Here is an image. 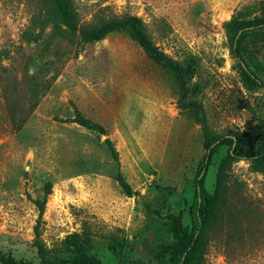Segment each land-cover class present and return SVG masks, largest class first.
Wrapping results in <instances>:
<instances>
[{
    "label": "rangeland",
    "instance_id": "rangeland-1",
    "mask_svg": "<svg viewBox=\"0 0 264 264\" xmlns=\"http://www.w3.org/2000/svg\"><path fill=\"white\" fill-rule=\"evenodd\" d=\"M72 2L81 26L141 18L161 51L192 63L188 100L202 106L209 132L249 134L243 148L257 149L264 138V87L245 81L227 23L263 21L264 0ZM50 9V0H0V253L39 263L33 201L49 181L40 228L48 261L74 258L67 238L81 237L85 226L87 253L102 264H170L168 216L180 214L192 228L193 177L204 156L201 126L178 104L173 75L149 61L126 33L69 41L55 33ZM240 45L264 81V37L248 35ZM75 110L105 134L62 122ZM226 151L217 149L205 173L210 194ZM118 171L133 197L114 181ZM225 185L205 264H264V176L240 160Z\"/></svg>",
    "mask_w": 264,
    "mask_h": 264
},
{
    "label": "trees",
    "instance_id": "trees-1",
    "mask_svg": "<svg viewBox=\"0 0 264 264\" xmlns=\"http://www.w3.org/2000/svg\"><path fill=\"white\" fill-rule=\"evenodd\" d=\"M50 4L49 15L55 33L58 36L69 41L77 38L81 43L87 44L98 42L113 32H124L132 42L141 48L149 61L173 75L179 92L178 104L181 108L189 109V111L194 113L196 121L201 126L204 156L199 162L193 177L192 228L189 230L183 226L180 214L168 216L172 224L174 240L170 264H205L208 230L217 217L218 208L225 203L226 199L227 188L225 181L227 172L233 163L246 160L250 162V167L254 172L261 173L264 176V138H262L256 150L249 151L243 148V145L249 143L251 139V135L249 134L217 136L209 132L202 106L195 101L188 100V83L194 74L192 63L187 61L178 62L161 51L153 42L141 18L135 15H127L109 19L94 27H87L79 25L72 0H50ZM227 27L232 33L229 36L231 52L239 64L245 81L250 86L264 87V81L251 68L240 48L241 40L245 36L251 35L257 39L264 37V20L238 23L236 19H232L227 23ZM35 104L36 102L33 106ZM62 122L74 123L86 130L105 134L101 125L86 119L78 110L74 111L72 118L63 120ZM105 144L113 160L118 163V152L109 138L105 139ZM220 147H227V151L225 158L219 163L217 169L215 192L210 194L204 185L205 173L212 163L214 154ZM113 179L126 197L131 198L135 195L121 172L118 171ZM51 188L52 183L46 182L42 188V198L33 201L38 211L36 225L33 228L34 246L39 258L38 264H102L100 260L89 256L87 253L86 247L91 242V235L85 226L82 229L81 237L69 236L67 238L68 244L75 250L74 258L71 260H59L57 262H50L46 259L45 249L40 242V228L43 224L42 216L45 210L46 198L51 194ZM0 264L34 263L16 260L10 255L0 253Z\"/></svg>",
    "mask_w": 264,
    "mask_h": 264
}]
</instances>
